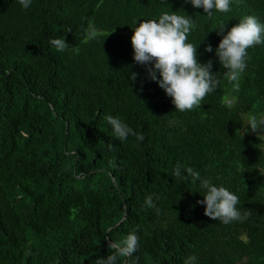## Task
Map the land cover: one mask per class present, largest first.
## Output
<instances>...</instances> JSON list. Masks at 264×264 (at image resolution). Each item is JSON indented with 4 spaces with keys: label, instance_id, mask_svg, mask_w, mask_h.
<instances>
[{
    "label": "trees",
    "instance_id": "1",
    "mask_svg": "<svg viewBox=\"0 0 264 264\" xmlns=\"http://www.w3.org/2000/svg\"><path fill=\"white\" fill-rule=\"evenodd\" d=\"M164 12L191 17L188 42L219 80L191 111H177L134 61L136 23ZM247 15L264 23V0H231L211 17L190 0H32L28 9L0 0V264H95L111 254L106 236L130 232L139 248L117 264H184L192 254L195 264H264V139L239 132L249 113L264 115V44L248 49L238 82L215 51ZM89 22L100 33L92 41ZM60 37L64 52L49 43ZM109 114L144 139L114 138ZM177 162L235 193L248 219L204 215L199 181L175 177Z\"/></svg>",
    "mask_w": 264,
    "mask_h": 264
},
{
    "label": "clouds",
    "instance_id": "2",
    "mask_svg": "<svg viewBox=\"0 0 264 264\" xmlns=\"http://www.w3.org/2000/svg\"><path fill=\"white\" fill-rule=\"evenodd\" d=\"M24 9H28L32 0H18ZM187 2V0H186ZM193 7L203 8L211 17L213 10L226 13L230 10L231 0H190ZM194 24L190 16L177 12H164L157 19H147L136 23L134 34L131 36V44L134 50V61L145 66L148 77L156 81L171 98L175 109L179 112L191 111L201 106L206 96L216 90L219 80L212 72L213 61L200 63L197 58V46L188 42V35ZM225 25L219 27V33L223 34ZM69 31H71L69 29ZM85 39L92 41L100 36L93 23L89 22L85 29ZM50 45L58 52H64L69 44L65 37L53 38ZM258 44H264V23L253 15H247L239 20V23L231 27L222 36L216 55L226 71L224 76L229 82H238L247 67L248 49ZM207 52H212V46L207 45ZM159 74V75H158ZM137 73L131 74V79L137 78ZM238 87V83L236 85ZM229 108L232 107L230 103ZM105 121L111 125L112 136L120 142L127 141L128 137L136 136L143 140V135L138 134L127 125L119 116L105 115ZM250 126V127H249ZM243 137L245 133H256L259 140L264 139V115L249 113L244 124L243 131L239 129ZM264 150V149H262ZM177 162L173 175L180 179L191 178L195 184L199 181V187L203 193V199L197 203L206 205L204 215L224 224L232 222H244L251 215L249 211L243 213L237 207L239 197L225 186H217L210 178H202L200 173L192 167L184 170ZM264 175V173H262ZM158 199V197H156ZM145 204L149 208H156L153 195L145 198ZM157 214L159 209L156 208ZM111 254L106 258H97L95 264H117L118 259L132 256L139 248V237L135 232H130L122 241H114L105 237ZM197 257L190 255L184 264H195Z\"/></svg>",
    "mask_w": 264,
    "mask_h": 264
}]
</instances>
